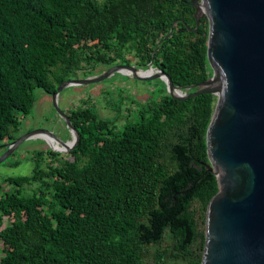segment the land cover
<instances>
[{"label":"trees","instance_id":"trees-1","mask_svg":"<svg viewBox=\"0 0 264 264\" xmlns=\"http://www.w3.org/2000/svg\"><path fill=\"white\" fill-rule=\"evenodd\" d=\"M188 1L0 0V146L20 135L34 88L52 93L78 70L152 61L182 89L210 77L208 22L188 29ZM215 104L212 93L178 99L162 81L121 126L70 108L76 144L37 149L30 175L3 179L14 188L0 194V264H200L218 190L205 165Z\"/></svg>","mask_w":264,"mask_h":264},{"label":"water","instance_id":"water-1","mask_svg":"<svg viewBox=\"0 0 264 264\" xmlns=\"http://www.w3.org/2000/svg\"><path fill=\"white\" fill-rule=\"evenodd\" d=\"M195 7L196 29L206 17L207 58L212 75L182 89L171 77L157 69L118 63L98 76L66 79L52 92L57 113L73 135L58 139L46 129H34L4 144L0 162L23 141L53 137L66 151L76 144L79 134L68 115L57 105V95L68 85L99 81L115 72L139 80L161 79L167 92L184 99L201 93L216 95V104L206 130V169L218 182L210 198L204 222V243L200 264H264V0H190ZM123 69L129 70L126 73ZM197 87L189 92V89ZM48 143V142H47ZM49 144V143H48ZM56 151H62L53 148Z\"/></svg>","mask_w":264,"mask_h":264},{"label":"rangeland","instance_id":"rangeland-1","mask_svg":"<svg viewBox=\"0 0 264 264\" xmlns=\"http://www.w3.org/2000/svg\"><path fill=\"white\" fill-rule=\"evenodd\" d=\"M125 54L131 57L130 53ZM119 63L125 62L120 61ZM131 64L135 63L132 62ZM107 68L109 67L98 65L93 72H89L87 69L78 70L71 74L69 78L86 79L90 76H98L103 74ZM154 69L157 70L156 67ZM161 87L162 80L157 77L139 80L132 76L115 72L99 81L63 87L57 95V105L64 113L70 108L91 105L103 117L117 116V124L121 126L126 122L134 120L136 104L157 96ZM33 93L35 96L34 106L30 113L21 119L20 135L34 129H46L53 132L60 140H72L73 135L70 128L65 125L57 113L52 94L37 87L33 89ZM117 106L118 109L116 108ZM56 143L58 144L57 141ZM46 148H50V146L45 140L40 138L28 139L23 141L11 154L2 160L0 162V194L12 191L14 188L13 185L4 182L3 179L10 176L30 175L34 164L32 156L37 149ZM6 149V146H0V156ZM6 223L7 219L4 218L0 229Z\"/></svg>","mask_w":264,"mask_h":264},{"label":"bare ground","instance_id":"bare-ground-1","mask_svg":"<svg viewBox=\"0 0 264 264\" xmlns=\"http://www.w3.org/2000/svg\"><path fill=\"white\" fill-rule=\"evenodd\" d=\"M124 72L126 73H131L129 70H126V69H123ZM156 70L154 68H149L147 71H137L138 74L140 75H146V74H150V73H154ZM42 138H45L47 140V142L55 149H58V150H65L66 147L65 146H60L59 144L56 143V140L51 137L50 135L48 134H44V133H40L39 134ZM71 143V140L68 142V144Z\"/></svg>","mask_w":264,"mask_h":264}]
</instances>
